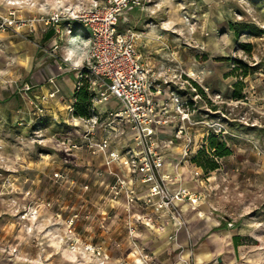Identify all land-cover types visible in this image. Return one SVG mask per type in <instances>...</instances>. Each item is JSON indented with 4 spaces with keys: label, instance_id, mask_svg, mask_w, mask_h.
Listing matches in <instances>:
<instances>
[{
    "label": "rangeland",
    "instance_id": "rangeland-1",
    "mask_svg": "<svg viewBox=\"0 0 264 264\" xmlns=\"http://www.w3.org/2000/svg\"><path fill=\"white\" fill-rule=\"evenodd\" d=\"M96 1L0 0V12L36 18L33 27L0 31V264H199L200 249L210 252L203 264H264V0H149L119 21V30L138 34L173 114L158 139L165 171L180 169L168 183L184 189L188 181L197 197L183 201V226L172 237L154 213L112 201L90 171L104 167L101 159L70 145L82 122L65 107L73 96L62 84L70 76L75 86L88 44L74 62L68 24L79 22L48 17ZM235 22L262 30L236 35ZM51 83L58 91L42 98ZM96 105L92 98L99 115ZM116 126L113 145L123 146L133 133ZM211 135L231 152L206 171L191 157ZM185 145L191 152L183 156Z\"/></svg>",
    "mask_w": 264,
    "mask_h": 264
},
{
    "label": "built area",
    "instance_id": "built-area-1",
    "mask_svg": "<svg viewBox=\"0 0 264 264\" xmlns=\"http://www.w3.org/2000/svg\"><path fill=\"white\" fill-rule=\"evenodd\" d=\"M149 0H97L81 13L69 15L54 9L48 21L58 25L66 17L78 21L89 32L88 54L77 69L75 87L82 78H88L99 115L75 117L81 120L80 139L71 142L72 148H83L92 157L101 159L90 169L99 178V184L108 188L112 201L123 200L126 210L139 205L154 213L155 220L166 226L168 236L177 235L183 226V201H196L189 190H172L170 174L164 170L163 154L158 146V129L170 123L167 100L160 98L162 88L152 64L138 49V34L127 27L119 30L120 19L128 18V11L138 7L144 10ZM36 18H23L16 9L9 7L0 12V31H16L23 26L33 27ZM54 83L53 79H49ZM30 86L26 83L23 89ZM58 89H51L46 96H53ZM72 112L71 103L67 106ZM125 123L130 132L129 141L114 146L112 138L116 125ZM177 134L182 129L176 130ZM67 139L62 142L65 143ZM68 141V140H67ZM191 152L185 145L183 156ZM199 171H196L198 174ZM112 175L111 182L102 177ZM136 213H134L135 216ZM148 223V221H146ZM165 227H163L164 229ZM133 232L132 224L129 225Z\"/></svg>",
    "mask_w": 264,
    "mask_h": 264
},
{
    "label": "trees",
    "instance_id": "trees-1",
    "mask_svg": "<svg viewBox=\"0 0 264 264\" xmlns=\"http://www.w3.org/2000/svg\"><path fill=\"white\" fill-rule=\"evenodd\" d=\"M71 24L73 27H77V24L79 23L72 22ZM230 29H232L236 35L245 29H249L253 35H259L262 30L256 24L241 22L230 23ZM86 80L85 77L81 79L80 85L75 87L72 95L73 101L71 102V114L75 117L86 118L97 114L95 109L91 107L93 96ZM208 150H211V153H209ZM230 152V148L226 146L224 141L217 140L216 136L211 135L208 139L207 148L202 147L198 149L196 153L192 155L191 160L202 169L211 171L219 166L215 157H222L230 154ZM236 244L237 242H235V245Z\"/></svg>",
    "mask_w": 264,
    "mask_h": 264
},
{
    "label": "crops",
    "instance_id": "crops-1",
    "mask_svg": "<svg viewBox=\"0 0 264 264\" xmlns=\"http://www.w3.org/2000/svg\"><path fill=\"white\" fill-rule=\"evenodd\" d=\"M9 1H12V0H9ZM128 15V14H127ZM128 19V18H127ZM120 21H124L123 19L122 20H120ZM69 26H70V29L73 27V25L70 23V24H68ZM78 26L77 27H73L75 30V32L74 33H72L71 35H70V37L68 38V46H67V54H68V57L69 58H71V53H73V57H72V59H73V61L74 62H77V61H80V59H81V57L83 56V54H84V52H85V48H86V46H87V44H88V39H89V32H88V30L83 26V25H81V24H77ZM53 30L52 29H49L47 32H46V34H45V37H47V38H49L53 33ZM76 36H81L80 38H82V40H76ZM70 42H72V44L70 43ZM70 43V44H69ZM76 43H78V47L75 49L74 47H75V45H76ZM82 43H84V45L82 46ZM69 50V51H68ZM75 53V54H74ZM66 54V55H67ZM74 80H76V79H74ZM53 85L54 84H49V88L47 89V90H51V89H53ZM62 88H63V90L64 91H66V90H68L69 92H70V94H71V96L73 95V92H74V89H75V86H74V82H73V80L70 78V76H69V79H66L64 82H63V84H62ZM160 98L161 99H163V100H167L166 98V95L164 94V92H163V89H162V94H161V96H160ZM73 101V97H70L69 98V103L68 104H65V107H67L71 102ZM169 104V103H168ZM102 108L104 109L105 108V105H98V109L99 110H102ZM171 115H173L172 113H171ZM171 123H172V119H170V123L168 124V125H165L163 128H159L158 129V139L161 137V135H167V134H169V128L171 127ZM131 136V135H130ZM128 139H129V137H128ZM129 141V140H128ZM158 146H159V144H158ZM159 149L160 150H162L160 147H159ZM163 157H164V155H163ZM164 170H166V167H165V161H164ZM168 172H170V173H174V174H176L177 173V176H179L180 177V169H179V167H177L176 168V171H175V167L174 166H172V165H169L168 166ZM190 182H188V181H184L183 183H182V187L184 188V189H186L187 187H189L190 186ZM192 185V184H191ZM169 187L172 189V190H177L178 188H174L173 189V187L171 186V184H169ZM180 189V188H179ZM183 203L184 202H182V204H181V206L183 205ZM183 208V207H182ZM184 212H186V210H184ZM198 214L200 215H202V212H198ZM200 252H204L205 253V255H204V257H203V259H202V261H198V262H200L199 264H203V261L206 259V258H208L209 256H210V252L208 251V250H206V249H200V250H198L197 252H196V254L197 253H200ZM197 257V256H196Z\"/></svg>",
    "mask_w": 264,
    "mask_h": 264
},
{
    "label": "bare ground",
    "instance_id": "bare-ground-1",
    "mask_svg": "<svg viewBox=\"0 0 264 264\" xmlns=\"http://www.w3.org/2000/svg\"><path fill=\"white\" fill-rule=\"evenodd\" d=\"M77 40V39H76ZM69 51V50H68ZM169 174H172V173H170V172H168Z\"/></svg>",
    "mask_w": 264,
    "mask_h": 264
}]
</instances>
